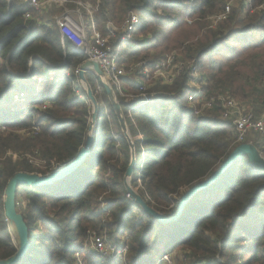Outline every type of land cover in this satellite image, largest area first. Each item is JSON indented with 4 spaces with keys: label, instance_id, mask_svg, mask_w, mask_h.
<instances>
[{
    "label": "trees",
    "instance_id": "obj_1",
    "mask_svg": "<svg viewBox=\"0 0 264 264\" xmlns=\"http://www.w3.org/2000/svg\"><path fill=\"white\" fill-rule=\"evenodd\" d=\"M89 1L97 6L100 28L107 21L121 24L130 11L139 15L141 31L153 27L149 39L122 55L121 64L151 63L172 46L199 71L196 95L255 93L254 100L264 103V8L257 10L264 0H240L213 27L204 19L227 0ZM25 9V3L0 0V260L17 252L6 232L7 181L19 172L46 175L71 162L85 143L91 115L77 76L86 55L56 25L32 17L35 10L28 9L25 18ZM152 50L160 51L155 60L148 59ZM189 70L183 66L171 84L158 80L147 87L124 79L135 93L144 87L147 95L159 96L154 103H137L124 119L135 155L131 186L139 178L137 192L164 215L173 214L184 191L206 180L239 145L232 125L215 111L194 114L198 105L187 100ZM86 77L99 103L90 149L65 177L17 186L28 246L11 264H163L161 255L173 249L182 254V264H264V171L240 156L196 192L176 220L153 219L127 197V138L105 92L96 91L95 77ZM245 142L254 144L249 137ZM93 232L113 244L114 256L90 247Z\"/></svg>",
    "mask_w": 264,
    "mask_h": 264
},
{
    "label": "built area",
    "instance_id": "obj_2",
    "mask_svg": "<svg viewBox=\"0 0 264 264\" xmlns=\"http://www.w3.org/2000/svg\"><path fill=\"white\" fill-rule=\"evenodd\" d=\"M8 2L12 0H7ZM26 4V8L23 16L25 18L30 17L28 9H33L37 12H42L50 8L51 6H66L71 4L73 6L83 8L81 16L83 20L73 18L69 13H62L55 18V25L61 35V37L69 41L78 51H81L86 55L85 60L94 61L99 65L102 71V80L108 84L112 89L116 100L120 103H128L129 98H136L133 101L134 105L137 103H154L158 95H147L143 88H139L138 93H134L124 85V79L131 82H141V77H153L157 78L161 83L171 84L173 83L182 71L183 66L190 68L188 74L190 81L187 85V100L190 104L194 102L198 104L194 109V114H200L199 103L209 109L218 106L219 119L230 123L233 127L234 142L238 144L250 143L252 144L259 156L264 159V103L257 109H250L244 105L240 100L234 98L228 93H216L209 96L196 95L199 93L201 82H196L198 77L197 69L195 66H191V61L183 60L180 54L171 52L165 56L159 58L151 63L145 61H138L123 65L119 62L122 57L120 47L117 46V42H131L133 32L138 28L140 24L139 15L133 11H130L124 18L123 22L118 26H115L113 21H107L103 27L99 28L95 18L96 6L88 4L83 0H14ZM235 0H227L223 9L211 17V23L215 24L228 18L231 12L232 4ZM247 1V0H246ZM244 1V3H246ZM264 2L261 3L258 8L262 9ZM91 73L96 81V91L101 92L103 88L96 78V74L93 69H88L86 73ZM130 82V83H131ZM129 83V82H126ZM194 83H198V87L194 88ZM130 94H127L129 93ZM138 94V95H137ZM140 94V95H139ZM143 95V96H142ZM141 96V97H139ZM161 97H163L161 95ZM132 103V104H133ZM130 104V106L132 105ZM127 107L128 114L131 116L133 109ZM123 112V111H122ZM125 118V112H123ZM250 138L254 142H245L247 138ZM127 197L130 194L127 193ZM124 240H128L125 237ZM90 247L100 254L105 256H114L115 247L113 244L107 242L102 235L92 233L90 236ZM127 251V247L124 246L121 249L122 255ZM121 255V256H122ZM160 261L165 264H170L168 253H163L160 257Z\"/></svg>",
    "mask_w": 264,
    "mask_h": 264
},
{
    "label": "water",
    "instance_id": "obj_3",
    "mask_svg": "<svg viewBox=\"0 0 264 264\" xmlns=\"http://www.w3.org/2000/svg\"><path fill=\"white\" fill-rule=\"evenodd\" d=\"M88 69H93L96 74V78L100 82L106 96L108 97L110 104L118 118L119 124L123 131L124 136L127 138L129 148H130V162L126 168L124 174V184L128 194H130L131 201L140 207L145 213L150 215L153 219L158 220L162 223H168L171 221L176 220L185 205L187 204L188 200L198 191L206 188L211 183H213L218 176L228 167V165L233 162L236 158L240 156H246L248 159L249 164L258 170L264 171V159L261 158L256 150V148L250 143H242L239 144L235 150L228 156V158L211 174L206 180L194 184L190 188H188L179 199L178 206L176 207L175 211L171 215H164L159 213L157 210L149 206L146 200L137 192H135L131 186V180L134 171L135 165V155L133 150V144L129 139V135L127 132V127L125 123V119L122 112L121 104L116 100L112 89L102 80V71L99 68V65L94 61L85 60L77 67V76L80 82L83 85L84 94L89 100V103L92 106V111L90 115V121L87 128V135L84 145L81 147L78 155L69 163L59 166L56 170L52 171L46 175H39L36 173H25L19 172L13 175L6 184L3 196V207H4V215L6 220L11 224L15 230L16 238L14 244L17 245V252L15 255L0 260V264H11L16 259L19 258L21 254L25 252L28 246V230L26 223L23 219V216L18 212L15 203V195H16V188L18 185H30V186H40L45 184H51L54 181H57L67 174L71 173L85 158L87 155L91 141L93 139L94 130L97 125V117H98V110H99V103L93 93V90L87 81L86 78V71ZM133 102L123 103L124 106H128Z\"/></svg>",
    "mask_w": 264,
    "mask_h": 264
},
{
    "label": "rangeland",
    "instance_id": "obj_4",
    "mask_svg": "<svg viewBox=\"0 0 264 264\" xmlns=\"http://www.w3.org/2000/svg\"><path fill=\"white\" fill-rule=\"evenodd\" d=\"M98 1V0H97ZM86 2L88 3V4H93V3H91L89 0H86ZM240 0H235L234 2H233V4H232V7H231V11H232V9L233 8H237V7H239L240 6ZM94 7V6H93ZM97 7V6H96ZM177 8V7H176ZM264 8V7H263ZM82 10H83V8L81 7V6H79V7H76V6H73V5H71V4H67L66 6H51L50 8H48V9H46V10H43L42 12H40L39 14H37V13H35V12H31V16L32 17H34L35 19H40V21L41 22H43V23H48V24H50V26H54L55 25V18L58 16V15H60V14H62V13H69L70 15H72L73 17H75L76 19H79V20H83V18H82V16H81V12H82ZM257 10H259V8H257ZM81 11V12H80ZM231 13V12H230ZM205 20V22H206V24L209 26V27H213L215 24H212L211 22V17L209 16V17H207L206 19H204ZM114 24H115V26L118 28V26H120V23H116L115 21L113 22ZM189 25H191V20L189 21V23H188ZM100 28V27H99ZM153 30V27H151V28H149L148 30H146V31H141L140 30V27L138 26V28L133 32V34H132V38H131V42H125V41H122V42H117V46L118 47H120V52H121V56L123 55H125L126 54V52H128V51H130L131 49H134V48H136L137 46H138V43H140V41H142V40H144V39H149L150 37H151V31ZM231 46H233V48L235 49V50H237V51H240V50H242V48L239 46V45H237L235 42H233L232 43V45ZM171 52H175L176 54H180L179 52V50H177L176 48L174 49V48H172V46H170L164 53H163V56H165L166 54H170ZM159 53H160V51L159 50H157V51H151L150 52V55H149V57H148V59L149 60H155L154 59V57L156 56V55H159ZM180 56H181V54H180ZM222 56V55H221ZM130 64V63H129ZM123 65H128V64H123ZM197 72V74L199 73V71L197 70L196 71ZM86 75V74H85ZM32 77V79H34L35 77H33V76H31ZM87 78V77H86ZM157 78H153V77H141V82L142 83H144L147 87H149V86H151V85H153V84H155L158 80H156ZM31 79H30V77L28 78V80L26 81V83L27 82H29ZM88 81V80H87ZM79 82H80V80H79ZM160 82V81H159ZM124 85L127 87V88H129V85H130V83H126V82H124ZM194 85H195V87L194 88H196V87H198V83H194ZM80 87H81V89L83 90V92H84V89H83V85H82V83L80 82ZM248 90V92L250 93L251 92V89H247ZM261 90V87H260V85H258V86H255V90H254V92H256V91H260ZM104 91V90H103ZM132 91V90H131ZM102 92V91H101ZM132 92H134V91H132ZM85 93V92H84ZM135 93V92H134ZM219 93H222V92H219ZM223 93H225V92H223ZM127 94H130V92L129 93H127ZM157 94H158V92H157ZM253 94V93H252ZM249 95V94H247V97L246 98H240V97H237L236 99H238V100H240L244 105H246L248 108H250V109H257L260 105H262V101H257V100H254V98L256 97L255 96V93L253 94V95ZM138 95V94H137ZM140 95V94H139ZM154 95V94H153ZM143 96V95H142ZM139 97H141V96H139ZM235 98V97H234ZM131 100H136V98L134 99V98H129V100L127 101V102H133V101H131ZM250 102H252V103H250ZM195 103V102H194ZM195 105H198L197 103H195ZM128 106H130V105H128ZM128 106H124V112H125V116H126V118H128V120H129V117H131V116H129V114H128V109H127V107ZM134 103L130 106V108H134ZM199 110H200V114H211V113H214V111H215V113H216V116L219 118V111L217 112L216 111V109H209V108H207V107H205V106H202V104L201 103H199V108H198ZM90 110L92 111V106H91V104H90ZM132 115V114H131ZM213 115H215V114H213ZM99 126V125H98ZM139 163H140V160H137V166L139 165ZM132 181L133 180H131V184H132ZM137 184L139 185L140 183V180H139V178H137ZM138 185H137V187H138ZM140 186V185H139ZM137 187L136 188H133V190L135 191V192H137ZM188 189V188H187ZM186 189V190H187ZM185 190V191H186ZM138 193V192H137ZM6 228H7V230H6V232L8 233V235L9 236H11V239L13 240V243L15 242V238H16V233H15V230H14V228H13V226L11 225V224H9V222L8 221H6ZM3 232H5V231H1L0 230V233H2L3 234ZM1 234V235H2ZM169 259H170V264H182V261L180 260V256H182V254L178 251V250H176V249H173V251H171L169 254ZM124 260V259H123ZM163 264H165V263H163ZM254 264H259V262L258 263H254Z\"/></svg>",
    "mask_w": 264,
    "mask_h": 264
},
{
    "label": "crops",
    "instance_id": "obj_5",
    "mask_svg": "<svg viewBox=\"0 0 264 264\" xmlns=\"http://www.w3.org/2000/svg\"><path fill=\"white\" fill-rule=\"evenodd\" d=\"M81 12V11H80ZM73 18H75V17H73Z\"/></svg>",
    "mask_w": 264,
    "mask_h": 264
}]
</instances>
